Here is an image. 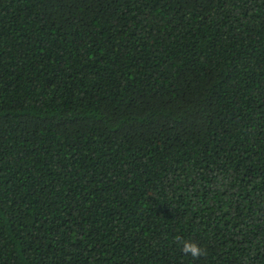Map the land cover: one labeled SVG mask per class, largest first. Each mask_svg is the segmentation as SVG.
Wrapping results in <instances>:
<instances>
[{
	"label": "trees",
	"instance_id": "1",
	"mask_svg": "<svg viewBox=\"0 0 264 264\" xmlns=\"http://www.w3.org/2000/svg\"><path fill=\"white\" fill-rule=\"evenodd\" d=\"M0 264H264V0H0Z\"/></svg>",
	"mask_w": 264,
	"mask_h": 264
},
{
	"label": "clouds",
	"instance_id": "2",
	"mask_svg": "<svg viewBox=\"0 0 264 264\" xmlns=\"http://www.w3.org/2000/svg\"><path fill=\"white\" fill-rule=\"evenodd\" d=\"M182 251L193 258H199L204 255V250L194 242L184 241Z\"/></svg>",
	"mask_w": 264,
	"mask_h": 264
}]
</instances>
